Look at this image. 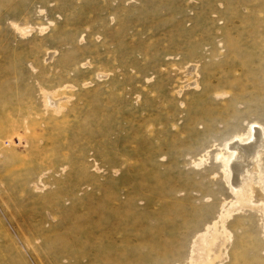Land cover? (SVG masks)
Returning a JSON list of instances; mask_svg holds the SVG:
<instances>
[{
  "label": "rangeland",
  "instance_id": "374dc122",
  "mask_svg": "<svg viewBox=\"0 0 264 264\" xmlns=\"http://www.w3.org/2000/svg\"><path fill=\"white\" fill-rule=\"evenodd\" d=\"M252 127L264 0H0V264H264Z\"/></svg>",
  "mask_w": 264,
  "mask_h": 264
},
{
  "label": "bare ground",
  "instance_id": "6f19581e",
  "mask_svg": "<svg viewBox=\"0 0 264 264\" xmlns=\"http://www.w3.org/2000/svg\"><path fill=\"white\" fill-rule=\"evenodd\" d=\"M53 95V94H52ZM48 97V96H47ZM46 97V99H47ZM47 103L45 105H54V100H51V98L48 97ZM53 107H56L53 106ZM261 129H258V127H252L251 135L250 137L246 138V141L244 140H234L228 145V154L227 156V163H226V170H228V173H226L229 177V184L233 188H235L236 191L242 193V186L241 183L245 181L244 175L246 173L251 174L252 172L257 171L258 167V160H257V152L264 149V136L262 135ZM227 178V176H226ZM227 180V179H226ZM247 180V179H246ZM247 184V183H246ZM263 186V184H262ZM244 188V186H243ZM248 188V187H247ZM257 189V188H255ZM262 189V188H261ZM254 191V190H253ZM254 195L252 196L255 203H261L264 199V189L263 191L255 190ZM242 199H247L246 196L241 195ZM258 205V204H256ZM264 205V204H262ZM204 240V239H203ZM217 245V244H216Z\"/></svg>",
  "mask_w": 264,
  "mask_h": 264
}]
</instances>
